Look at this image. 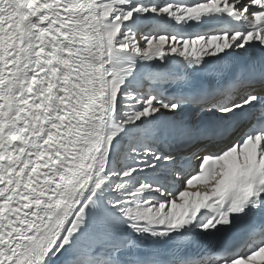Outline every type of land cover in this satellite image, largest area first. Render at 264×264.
Listing matches in <instances>:
<instances>
[{
    "label": "snow or ice",
    "instance_id": "1",
    "mask_svg": "<svg viewBox=\"0 0 264 264\" xmlns=\"http://www.w3.org/2000/svg\"><path fill=\"white\" fill-rule=\"evenodd\" d=\"M0 264H264V0H0Z\"/></svg>",
    "mask_w": 264,
    "mask_h": 264
}]
</instances>
